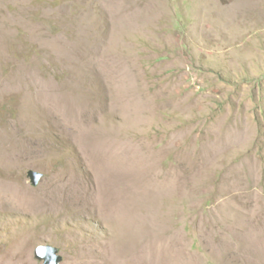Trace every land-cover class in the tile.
<instances>
[{"label":"rangeland","instance_id":"1","mask_svg":"<svg viewBox=\"0 0 264 264\" xmlns=\"http://www.w3.org/2000/svg\"><path fill=\"white\" fill-rule=\"evenodd\" d=\"M40 245L264 264V0H0V264Z\"/></svg>","mask_w":264,"mask_h":264},{"label":"water","instance_id":"2","mask_svg":"<svg viewBox=\"0 0 264 264\" xmlns=\"http://www.w3.org/2000/svg\"><path fill=\"white\" fill-rule=\"evenodd\" d=\"M28 178L32 186L37 187L43 178V174L29 171ZM60 249L51 245H40L34 252V258L42 264H61L63 257L60 256Z\"/></svg>","mask_w":264,"mask_h":264},{"label":"bare ground","instance_id":"3","mask_svg":"<svg viewBox=\"0 0 264 264\" xmlns=\"http://www.w3.org/2000/svg\"><path fill=\"white\" fill-rule=\"evenodd\" d=\"M106 159V158H105ZM104 160V159H103ZM95 161H97V163H96V165L98 166L97 168L99 169L100 167L102 168V167H107L108 165H109V162H107V160H105V161H102L101 162V159H100V161H98V160H95ZM94 164V163H93ZM100 168V169H101ZM119 196V195H118Z\"/></svg>","mask_w":264,"mask_h":264}]
</instances>
